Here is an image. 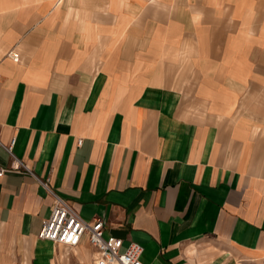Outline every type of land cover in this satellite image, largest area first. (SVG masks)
<instances>
[{"label": "crops", "instance_id": "1", "mask_svg": "<svg viewBox=\"0 0 264 264\" xmlns=\"http://www.w3.org/2000/svg\"><path fill=\"white\" fill-rule=\"evenodd\" d=\"M93 1L0 0V141L14 139L0 168L31 170L0 176V228L29 264L91 262L86 240L67 254L37 237L50 190L139 243L144 264H264V94L248 92L253 73L264 81V28L235 29L248 0L199 24L172 4L164 28L132 31ZM189 33L192 95L173 73Z\"/></svg>", "mask_w": 264, "mask_h": 264}, {"label": "rangeland", "instance_id": "2", "mask_svg": "<svg viewBox=\"0 0 264 264\" xmlns=\"http://www.w3.org/2000/svg\"><path fill=\"white\" fill-rule=\"evenodd\" d=\"M112 0H108L107 6L105 9L99 7L97 12H106L111 18L110 21L107 20V24L111 25L114 20V16L117 14L119 18H122L119 22V28L121 31L128 29L132 31L138 26L140 29L144 28H164L165 22H169L170 17H176L175 10L171 11V5H179V10H186L188 16L193 15V21L199 24L202 18L205 16L208 19H211L213 15L217 13H223L230 5L229 3L240 2V0H119L117 3L110 4ZM92 2H94L92 0ZM250 10L247 12L251 18L248 20L249 16H242L239 23L235 24L236 33L243 28L244 25H248L253 29V32H258L261 28H264V0H248ZM103 7V6H100ZM182 8V9H181ZM77 11H75V17H77ZM172 12V13H171ZM113 15V16H110ZM203 16V17H202ZM198 18V19H197ZM224 19L230 22V25H233L235 22L228 20V18L220 17V23H224ZM112 23V24H111ZM115 27V26H114ZM190 36L185 35L181 41H184L181 44L180 52L177 51V63L176 70L173 71L174 76L177 77V80L188 84V93L193 94L195 90V83L198 80V71L195 67V61L193 62V56L196 54L198 38L191 36L192 33H189ZM259 34V33H258ZM187 37V38H186ZM103 40H106V37H102ZM219 43H222L225 37L216 38ZM172 42V39H167V41ZM236 46L247 45V40L243 38H236ZM109 42V37L107 38L106 43ZM99 43V41H98ZM175 44V43H174ZM105 45V44H104ZM178 47V46H177ZM102 48V47H101ZM11 52H17L18 50H13ZM9 52V53H11ZM19 54V53H18ZM9 55V54H8ZM197 55L198 52H197ZM10 56V55H9ZM161 56L157 59L160 61ZM256 78H253L249 83V89L252 94L253 99H258L264 94V81L260 82L258 75L253 73ZM254 77V76H253ZM242 90V89H241ZM242 91H240L241 94ZM191 94V95H192ZM261 94V96H260ZM260 102V100L258 101ZM264 103V101L262 102ZM194 108V107H193ZM198 113V112H197ZM202 113V112H201ZM203 114V113H202ZM53 203V202H52ZM52 205V204H51ZM51 209V208H50ZM53 243V242H52ZM55 244V243H54ZM59 245V244H58ZM65 246V247H64ZM65 248L64 252L69 254L70 250L72 251L73 247L62 245ZM92 247V246H91ZM93 248V247H92ZM95 250L93 248V255L91 262H77L76 264H96L95 261ZM0 264H29V258L27 255V248L23 242L18 238L14 233H8L6 230L0 228Z\"/></svg>", "mask_w": 264, "mask_h": 264}, {"label": "built area", "instance_id": "3", "mask_svg": "<svg viewBox=\"0 0 264 264\" xmlns=\"http://www.w3.org/2000/svg\"><path fill=\"white\" fill-rule=\"evenodd\" d=\"M9 55L13 61H18L19 54L17 52H11ZM81 141V138H78L77 144H80ZM13 143L14 139L8 143L0 141V146L9 154H12ZM20 170L31 173L26 163L14 159L9 168H0V176L5 171ZM41 184L47 188L45 182L41 181ZM49 192L53 196V203L49 216L43 220L38 230L37 237L39 239L70 247H75L81 241L86 240L95 250L96 264H144L140 259L143 248L139 243L130 241L123 248L121 238L115 236L104 237V221L100 217L85 221L73 206L50 190Z\"/></svg>", "mask_w": 264, "mask_h": 264}]
</instances>
